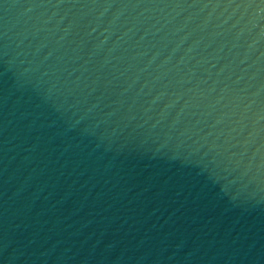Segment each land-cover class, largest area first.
Wrapping results in <instances>:
<instances>
[{
    "label": "water",
    "instance_id": "obj_1",
    "mask_svg": "<svg viewBox=\"0 0 264 264\" xmlns=\"http://www.w3.org/2000/svg\"><path fill=\"white\" fill-rule=\"evenodd\" d=\"M0 264H264V0H0Z\"/></svg>",
    "mask_w": 264,
    "mask_h": 264
}]
</instances>
